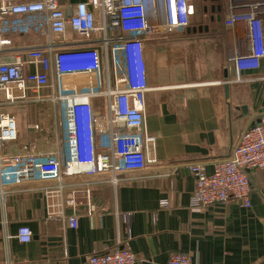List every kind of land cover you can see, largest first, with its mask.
<instances>
[{
	"label": "crops",
	"instance_id": "obj_1",
	"mask_svg": "<svg viewBox=\"0 0 264 264\" xmlns=\"http://www.w3.org/2000/svg\"><path fill=\"white\" fill-rule=\"evenodd\" d=\"M212 2L210 24L223 22L225 8L219 0ZM245 28L238 24L227 30L228 43L235 46ZM68 38L76 36L70 32ZM43 42L37 35H0V48H9L0 61ZM217 43L219 29L195 25L150 38L145 127L157 138L156 161L122 174L117 184L108 173L64 172L60 182L7 187L0 193V264H86L91 255L117 248L132 251L137 264H167L175 253L189 254L193 264H264V171L250 174V208L239 202L191 206L195 178L188 166L202 163L211 173L216 162L231 156L246 129L264 117V60L248 74L251 81L227 85L226 55L220 65L219 52L213 57L206 51L200 59L201 49ZM17 105L6 110L15 116L18 139L4 142L0 154L60 156V110L32 98ZM86 190L96 207L92 213ZM72 198L74 208L68 203ZM163 200L169 205L162 206ZM73 214L79 217L76 229L67 223ZM125 214H131L128 225ZM22 226L33 232L30 243L17 239Z\"/></svg>",
	"mask_w": 264,
	"mask_h": 264
},
{
	"label": "built area",
	"instance_id": "obj_2",
	"mask_svg": "<svg viewBox=\"0 0 264 264\" xmlns=\"http://www.w3.org/2000/svg\"><path fill=\"white\" fill-rule=\"evenodd\" d=\"M196 0H0V35H37L40 45L18 49L12 60L0 61V147L16 141L15 116L6 111L34 99L60 110V156L0 154V193L9 186L37 180L62 181L63 173L120 176L145 170L155 162L157 138L146 131L147 77L145 46L158 35L183 33L195 25ZM226 30L245 24V33L224 61L227 85L251 81L248 74L264 60V0H227ZM72 32L76 39H69ZM9 48H0V57ZM195 178L192 207L239 202L251 207L250 174L264 171V117L242 134L228 159L208 173L205 164L188 166ZM88 212L96 210L86 190ZM68 203L75 206L72 198ZM162 206L169 202L163 200ZM131 214L123 221L129 224ZM68 225L76 229L73 214ZM17 239L33 240L28 226ZM127 248L91 255L86 264H137ZM167 264H193L185 253Z\"/></svg>",
	"mask_w": 264,
	"mask_h": 264
},
{
	"label": "rangeland",
	"instance_id": "obj_3",
	"mask_svg": "<svg viewBox=\"0 0 264 264\" xmlns=\"http://www.w3.org/2000/svg\"><path fill=\"white\" fill-rule=\"evenodd\" d=\"M196 3L198 6V14L194 20L195 27L196 28H202V29L203 28L219 29V43H217V46H215V44H213L212 45L213 49L212 48L210 50L206 49V48L201 49L200 52H204V54L200 53V59L202 60V58H205V52L206 51L211 52L213 57H215L216 52L217 53L219 52V65H220V60H223L224 56L227 55L228 52H230L229 50L233 49V45L229 44L227 41V37H226L227 36V30L224 28L223 22L217 23L215 21V22H213V24H210L211 20H212V18L209 17V16H211L210 13L212 12L211 11L212 6H213L212 0H196ZM219 5L221 6L222 9L225 8L227 5V0H219ZM204 61H205V59H204ZM43 104H46V103H43ZM17 106H19V105H17ZM13 108L9 109V110L13 111V110L17 109L18 107H16L15 109H13Z\"/></svg>",
	"mask_w": 264,
	"mask_h": 264
}]
</instances>
